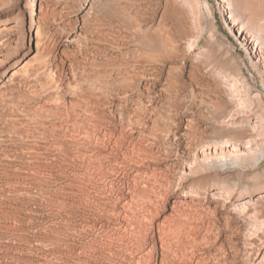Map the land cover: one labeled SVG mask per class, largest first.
<instances>
[{"label":"rangeland","instance_id":"374dc122","mask_svg":"<svg viewBox=\"0 0 264 264\" xmlns=\"http://www.w3.org/2000/svg\"><path fill=\"white\" fill-rule=\"evenodd\" d=\"M234 1L247 48L222 0H0V264L264 262V161L190 171L264 121V0Z\"/></svg>","mask_w":264,"mask_h":264},{"label":"bare ground","instance_id":"6f19581e","mask_svg":"<svg viewBox=\"0 0 264 264\" xmlns=\"http://www.w3.org/2000/svg\"><path fill=\"white\" fill-rule=\"evenodd\" d=\"M222 3H224L225 5H224V7L225 8H228V9H231V13H229L230 15H228V16H230V20H231V24L234 26V27H237L238 26V32L240 33V35H241V39H243V47H245V48H247V46L246 45H244V43L245 42H248L247 40H246V38H244L243 37V35H242V30H244V25H242L240 22H238V20L240 19V17H239V19H238V17H236V16H234L233 15V10H234V8L236 7L235 6V1L234 0H222ZM235 6V7H234ZM237 8H239V7H237ZM240 9V8H239ZM240 11V10H239ZM234 12H236V10H234ZM237 12H238V10H237ZM236 14H238V13H236ZM234 16V17H233ZM238 16V15H237ZM240 21V20H239ZM241 24V25H240ZM247 29V28H246ZM235 31V30H234ZM257 41V40H256ZM252 42H253V47H255V42L252 40ZM259 43V42H258ZM259 44H257V46H258ZM256 48V47H255ZM262 48V47H261ZM248 50V49H247ZM255 60H257V66L258 67H261L262 69H264V62H262V59H261V57H259V56H257L256 55V59ZM124 67V66H123ZM264 72V71H263ZM238 80V79H237ZM238 84V83H237ZM180 87V86H179ZM233 88H236L235 87V85H234V87ZM238 89V88H237ZM236 92V91H235ZM238 101H240V102H242V100H238ZM235 104V103H234ZM97 105V104H96ZM235 106V105H234ZM125 107V106H124ZM123 110V109H122ZM121 110V111H122ZM126 110V109H125ZM172 110V109H171ZM97 111V110H96ZM127 111V110H126ZM140 111V110H139ZM238 111V110H237ZM136 112V111H135ZM96 113V112H95ZM125 114V113H124ZM131 114V113H130ZM232 114V113H231ZM97 115V114H96ZM144 115V114H143ZM229 116V115H228ZM99 117H100V115H99ZM134 117V116H133ZM141 117V116H140ZM234 117H235V115H234ZM260 117V116H259ZM98 118V117H97ZM146 118V117H145ZM135 119V118H134ZM173 119V118H172ZM232 119V118H231ZM263 119V118H262ZM191 120H193V119H191ZM241 121V120H240ZM247 121V120H246ZM246 121L244 120L243 122L241 121L240 123L238 122V121H231V123H230V128H234V130H235V132H237V134H238V136H236V137H233V136H222V137H225V138H220V139H217V140H215L213 143L211 142V143H204V144H201V146H200V148H201V154H202V158H203V161L202 162H198V158L196 157V152H195V156H194V158H193V160L191 159L190 161H193V163H192V165H190V171H191V173L192 172H194V170L198 173L199 171L198 170H206L208 173H209V175L210 174H212V173H214L216 176H218L220 173H225L226 171L228 172V170H236V169H238V167L240 168V167H244V166H246L247 168L248 167H251V168H255V167H257L260 163H262L263 161H264V138H260V136H262V135H264V121L262 120V122H261V124H256V125H254V124H252V123H249V125L248 126H250L249 128L251 129L250 131L247 129V125L246 124H244V123H246ZM100 122V121H99ZM98 124V123H97ZM143 126V125H142ZM160 126V125H159ZM256 127V126H258V128H253V127ZM200 128L198 127V125L197 124H195V125H193L192 127H191V130H192V134L193 135H195V137L197 136V135H199V133H200V130H199ZM225 129H226V127H225ZM252 129H253V131H252ZM230 130V129H229ZM257 130H262V132H259L258 133V131ZM165 131V130H164ZM226 131H228V130H226ZM225 131V132H226ZM232 132H233V130H231ZM163 132V131H162ZM112 134V133H111ZM109 135V134H108ZM107 135V136H108ZM163 136V135H162ZM106 137V136H105ZM111 137V136H110ZM160 137V136H159ZM230 137V138H229ZM257 137H259L260 139H262L261 141L260 140H258V138ZM156 138V137H155ZM158 138V137H157ZM109 139V138H108ZM151 139V138H150ZM111 140V139H110ZM157 140V139H156ZM159 140V139H158ZM157 140V141H158ZM109 141V140H108ZM136 145V144H135ZM191 145V144H190ZM191 148V147H190ZM148 149H149V147H148ZM131 150V149H130ZM191 151V150H190ZM140 152H142V151H140ZM143 152H145L144 150H143ZM147 152V151H146ZM191 152H193V151H191ZM135 153V152H134ZM139 153V152H138ZM143 154V153H142ZM152 154V153H151ZM145 155V154H144ZM150 155V154H149ZM153 155V154H152ZM190 154H188V156H189ZM141 156V155H140ZM139 156V157H140ZM148 156V155H147ZM192 157V156H191ZM143 158V157H142ZM146 158V157H145ZM188 158V157H187ZM151 159V158H150ZM149 160V159H148ZM153 160V159H152ZM189 161V162H190ZM141 162V161H140ZM154 162V161H153ZM142 163H143V161H142ZM142 163H140V165L142 164ZM145 163V162H144ZM143 163V164H144ZM150 164V163H149ZM190 164V163H189ZM146 165H147V163H146ZM144 166H145V164H144ZM143 166V167H144ZM147 167V166H146ZM151 167V166H150ZM245 167V168H246ZM149 168V167H148ZM142 172V171H141ZM154 173H156L155 172V170H154ZM207 173V174H208ZM142 174V173H141ZM147 174V173H146ZM145 174V175H146ZM149 174V173H148ZM153 174V173H152ZM213 174V175H214ZM227 174V173H226ZM229 174V173H228ZM138 175H139V173H138ZM160 176V175H159ZM228 176V175H227ZM142 177V176H141ZM147 177H149V176H147ZM152 177V176H151ZM154 177V176H153ZM152 177V178H153ZM162 177V176H161ZM198 177V176H197ZM150 178V177H149ZM208 178V177H207ZM158 179V178H157ZM219 179V178H218ZM221 179V178H220ZM145 180V179H144ZM224 180V179H223ZM229 180H231L230 178H229ZM147 182V181H146ZM227 182V181H226ZM137 183V182H136ZM221 183V182H220ZM231 182H229V183H225L224 184V187L225 186H229V184H230ZM235 183V182H234ZM233 184V183H232ZM136 185V184H135ZM159 185H160V183H159ZM182 185V184H181ZM146 186V185H145ZM156 186V185H155ZM161 186V185H160ZM172 186V185H171ZM235 186V185H234ZM159 187V186H158ZM201 187V186H200ZM226 187V188H227ZM230 188L232 187L231 186V184H230V186H229ZM138 188V187H137ZM146 188V187H145ZM153 188H155V187H153ZM161 188V187H160ZM170 188V187H169ZM226 188H223V185H222V187L221 186H219L217 189H218V192L219 191H221L222 192V190H224V193L226 194L227 192H228V188H227V192H225V189ZM140 189V188H139ZM156 189H157V187H156ZM162 189V188H161ZM213 189V188H212ZM232 189V188H231ZM171 190V189H170ZM158 191V190H157ZM234 191H236L235 189H234ZM166 192V191H165ZM170 192V191H169ZM190 192V191H189ZM231 192H233V191H231ZM138 193H139V191H138ZM163 193V192H162ZM192 193H194V192H192ZM145 194V193H144ZM156 194V193H155ZM200 192H195L194 193V197H195V195H196V198L197 197H199L200 196ZM228 194V193H227ZM232 194V193H231ZM251 194V193H250ZM249 194V195H250ZM146 195V194H145ZM148 195V194H147ZM150 195V194H149ZM220 196H221V194H219ZM229 195V194H228ZM258 195V194H257ZM135 196V195H134ZM139 196V195H138ZM138 196L136 197V199L138 198ZM141 196V195H140ZM168 196V195H167ZM166 197V196H165ZM215 197V196H214ZM223 197V196H222ZM225 197V196H224ZM231 197V196H230ZM151 198V197H150ZM149 198V199H150ZM188 198V197H187ZM189 198H193V197H191V195L189 196ZM201 198H202V196H201ZM246 199V198H245ZM139 200V199H138ZM194 200H196V199H194ZM135 201V200H134ZM143 201V200H142ZM150 201V200H149ZM168 201H169V197H166V198H164L163 199V207H166V206H168L167 205V203H168ZM241 201V200H240ZM140 202V201H139ZM239 202V201H238ZM130 203V202H129ZM135 203V202H134ZM142 203V202H141ZM249 203H251V201H249ZM128 204V203H127ZM126 204V205H127ZM246 204L247 203H244V205L246 206ZM141 205V204H140ZM248 205V204H247ZM116 206V205H115ZM114 206V207H115ZM120 206V205H119ZM128 206H130V205H128ZM249 206V205H248ZM136 207V206H135ZM138 207V206H137ZM130 208H132V207H130ZM126 209V208H125ZM133 210V209H132ZM120 212H121V210H120ZM258 212H259V210H258ZM118 213V212H117ZM132 213V212H131ZM147 213V212H146ZM149 213V212H148ZM116 214V213H115ZM120 214V213H119ZM126 215V214H125ZM150 215V214H149ZM160 215V213H157V215H156V217H158ZM259 215V214H258ZM257 216V215H256ZM116 217V216H115ZM118 217V216H117ZM130 217V216H129ZM150 217V216H149ZM149 217H148V219H149ZM258 217V216H257ZM123 218V217H122ZM134 219V218H133ZM154 220H155V217L153 218ZM135 221H136V219H134ZM150 220V219H149ZM151 221V220H150ZM261 221V220H260ZM128 222V221H127ZM148 222V221H147ZM152 222V221H151ZM150 222V223H151ZM130 224H132L131 222H130ZM129 224V226H132L133 227V225H130ZM152 224V223H151ZM119 225V224H118ZM128 225V224H127ZM154 225V224H153ZM138 226H140V225H138ZM137 226V227H138ZM142 226V225H141ZM145 226V225H144ZM151 225H149V227H150ZM162 226V225H161ZM263 226V225H262ZM137 227L135 228V230H137ZM148 227V226H147ZM148 227V228H149ZM264 227V226H263ZM143 228V227H142ZM133 229H134V227H133ZM151 229V228H150ZM161 230H163V229H165L164 227H163V229H162V227L160 228ZM130 230V229H129ZM139 230V229H138ZM178 230H180V229H178ZM125 231H126V229H125ZM140 231H141V229H140ZM147 231H148V229H147ZM147 231H145V232H147ZM150 231V230H149ZM152 231V230H151ZM132 232V231H131ZM136 232V231H135ZM161 232V231H160ZM159 232V233H160ZM162 232H164V231H162ZM179 232V231H178ZM225 232V231H224ZM151 233V232H150ZM171 233V232H170ZM135 233H133V235H134ZM138 234V233H137ZM136 234V235H137ZM148 234V233H147ZM233 234V233H232ZM123 235V234H122ZM127 235V234H126ZM205 235V234H204ZM210 235V234H209ZM137 236H139V235H137ZM167 236V235H166ZM165 236V237H166ZM177 236V235H176ZM216 236V235H215ZM229 236V235H228ZM127 237V236H126ZM143 237H145V236H143ZM161 237V236H160ZM162 237H163V235H162ZM164 237V238H165ZM178 237H179V235H178ZM186 237H188V235L186 236ZM186 237H184V239L186 238ZM190 237H194V239L193 240H191V238ZM199 237V236H198ZM113 238V237H112ZM123 238H124V236H123ZM131 238V237H130ZM134 238H137V237H134ZM152 238V237H151ZM167 238V237H166ZM181 239L183 238L182 237V235H181V237H180ZM197 238V236H196V234H193V233H190V236H189V239L191 240V245H192V241L194 242V240ZM202 238H204V237H200V239L202 240ZM262 238V237H261ZM155 239V238H154ZM169 239V238H168ZM184 239H182V240H184ZM143 240H144V238H143ZM146 240V239H145ZM162 240V239H161ZM170 240V239H169ZM182 240H180V241H182ZM199 240V239H198ZM199 241V242H201L202 243V241ZM163 241H165V240H162V242ZM179 241V240H178ZM185 241V240H184ZM187 241V240H186ZM185 241V242H186ZM203 241H204V239H203ZM167 242V241H166ZM172 242V241H171ZM183 242V241H182ZM182 242H180V244L182 243ZM190 241H188L187 242V244L189 243ZM196 243L198 242V241H195ZM198 242V243H199ZM218 242V241H217ZM221 242H223V241H221ZM234 242V241H233ZM141 243V242H140ZM164 243V242H163ZM162 243V245L164 246V245H167L168 243H165V244H163ZM176 243V242H175ZM129 244V243H128ZM136 244V243H135ZM185 244V243H184ZM223 244V243H222ZM222 244H221V247H222ZM144 245H145V243H144ZM170 245V244H169ZM198 245V244H197ZM204 245V244H203ZM173 246V245H172ZM177 246V245H176ZM178 246H179V244H178ZM189 246V245H188ZM186 247V245H185V247H186V249L187 248H192V247ZM194 246H195V244H194ZM193 246V247H194ZM199 246V245H198ZM208 246V245H207ZM216 246V245H215ZM141 247H143V246H141ZM170 247V246H169ZM169 247H167V248H169ZM117 248V247H116ZM137 248H138V245H137ZM144 248V247H143ZM142 248V249H143ZM171 248V247H170ZM175 248V247H174ZM177 248V247H176ZM180 248V247H179ZM196 248V247H195ZM198 248V247H197ZM197 248H196V250H197ZM202 248V247H201ZM224 248V247H223ZM222 248V249H223ZM260 248V247H259ZM126 249V248H125ZM139 249V248H138ZM145 249V248H144ZM162 249H164V248H162ZM182 251H185V249L183 250L182 249V247L180 248ZM207 249V248H206ZM220 249V248H219ZM225 249V248H224ZM230 249V248H229ZM151 250V249H150ZM172 250V249H171ZM181 250H180V252H181ZM189 250V249H188ZM192 250H193V248H192ZM156 251V250H155ZM170 251V250H169ZM198 251H199V249H198ZM197 251V252H198ZM223 251V250H222ZM137 252V251H136ZM135 252V253H136ZM171 252V251H170ZM187 252V251H186ZM202 252V251H201ZM134 253V254H135ZM189 253V252H188ZM194 253V252H193ZM226 253V252H225ZM173 254V253H172ZM178 254V253H177ZM180 254V253H179ZM190 254V253H189ZM188 254V255H189ZM192 254V253H191ZM147 255V254H146ZM170 255V254H169ZM181 255V254H180ZM180 255H178L179 257H181ZM184 255V254H183ZM187 255V256H188ZM196 255V254H195ZM201 255V254H200ZM205 255V254H204ZM204 255H202V256H204ZM211 255V254H210ZM142 256H144V255H142ZM149 256V255H148ZM147 256V257H148ZM202 256H200V257H202ZM145 257V256H144ZM154 257V256H153ZM152 257V258H153ZM175 257H176V255H175ZM184 257V256H183ZM192 257H194V256H192ZM196 257V256H195ZM164 258V257H163ZM168 258V257H167ZM204 258V257H203ZM203 258H202V260H203ZM207 258V257H206ZM187 259V258H186ZM190 259V258H189ZM224 259V258H223ZM144 260V259H143ZM153 260V259H152ZM151 260V261H152ZM165 260H167V259H165ZM181 260V259H180ZM206 260V259H205ZM226 260V259H225ZM264 260V259H263ZM262 260V261H263ZM126 261V260H125ZM190 261V260H189ZM231 261V260H230ZM236 261V260H235ZM143 262H145V260L143 261ZM149 262V261H148ZM166 262V261H165ZM174 262H176V261H174ZM195 262V261H194ZM198 262H202L201 260L200 261H198ZM206 262V261H205ZM205 262L204 263H201V264H205ZM261 262V261H260ZM146 263V262H145ZM171 263V262H170ZM187 263V262H186ZM215 263H217V262H215ZM232 263V262H231ZM144 264V263H143ZM164 264V263H163ZM173 264H175V263H173ZM192 264V263H191ZM195 264V263H194ZM233 264H235V262H233ZM260 264H264V262H262V263H260Z\"/></svg>","mask_w":264,"mask_h":264}]
</instances>
